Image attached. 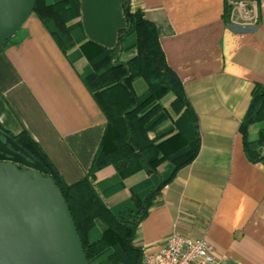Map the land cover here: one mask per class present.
<instances>
[{
    "label": "crops",
    "instance_id": "0c3cea01",
    "mask_svg": "<svg viewBox=\"0 0 264 264\" xmlns=\"http://www.w3.org/2000/svg\"><path fill=\"white\" fill-rule=\"evenodd\" d=\"M78 1L84 47L76 43L63 52L32 12L14 42L0 50V129L11 136L25 131L69 184L85 177L106 127L80 77L88 62L85 52L97 45L115 47L126 25V0ZM132 1V9L155 25L166 63L181 81L195 114L199 148L152 199L127 247L129 258L138 263L142 248H155L176 231L204 237L224 264H264V164L246 157L239 130L255 83L264 85V0H246L256 15L249 25L230 24L224 0ZM63 34L71 43L70 32ZM121 45L117 78L136 54L132 33L122 36ZM173 97L166 94L163 106L169 109ZM171 115L148 132L150 138L172 123ZM114 175L107 164L93 178L98 190L107 191L108 206L132 193L144 195L153 180L138 171L111 191Z\"/></svg>",
    "mask_w": 264,
    "mask_h": 264
},
{
    "label": "trees",
    "instance_id": "16d2710c",
    "mask_svg": "<svg viewBox=\"0 0 264 264\" xmlns=\"http://www.w3.org/2000/svg\"><path fill=\"white\" fill-rule=\"evenodd\" d=\"M33 13L63 52L76 43L84 47L78 0H36ZM124 17L126 25L119 30L115 47L97 45L85 52L88 62L80 77L106 117L104 133L85 177L66 183L25 131L12 136L42 163L63 194L88 264H134L126 250L133 246L152 199L179 168L194 159L199 148L194 111L183 96L180 79L166 63L155 25L141 10L131 9L128 0L124 4ZM64 30L72 35L71 43ZM127 33L133 35L136 54L124 64L125 75L117 78L120 65L117 54L122 48L121 38ZM13 42L12 36L5 46ZM139 80L144 87L136 91L134 83ZM168 93L174 95L169 109L162 103ZM172 112L175 115L172 123L159 131L157 137L150 138L148 132L171 117ZM256 122L259 126L251 138L249 127ZM239 130L246 157L264 164L263 84L255 83ZM107 164L115 169L113 182L108 185L111 191L120 189L122 180L138 171H146L153 180L144 195L132 193L129 198L108 206L103 199L107 191L98 190L93 183L95 172ZM162 164L164 169L160 171ZM135 264H141L140 260Z\"/></svg>",
    "mask_w": 264,
    "mask_h": 264
},
{
    "label": "water",
    "instance_id": "95a60500",
    "mask_svg": "<svg viewBox=\"0 0 264 264\" xmlns=\"http://www.w3.org/2000/svg\"><path fill=\"white\" fill-rule=\"evenodd\" d=\"M35 1L0 0V50L33 12ZM0 264H88L53 178L1 130Z\"/></svg>",
    "mask_w": 264,
    "mask_h": 264
},
{
    "label": "built area",
    "instance_id": "2783aa9c",
    "mask_svg": "<svg viewBox=\"0 0 264 264\" xmlns=\"http://www.w3.org/2000/svg\"><path fill=\"white\" fill-rule=\"evenodd\" d=\"M230 24L249 25L256 20L254 7L246 0H224ZM133 4L128 0V5ZM141 264H224L204 237H191L172 231L154 247L139 251Z\"/></svg>",
    "mask_w": 264,
    "mask_h": 264
},
{
    "label": "rangeland",
    "instance_id": "374dc122",
    "mask_svg": "<svg viewBox=\"0 0 264 264\" xmlns=\"http://www.w3.org/2000/svg\"><path fill=\"white\" fill-rule=\"evenodd\" d=\"M143 87H144V84H143V82L141 80L136 81L134 83V88H135L136 91L142 90ZM258 126H259V123L258 122L250 125V127H249V134H250V137L251 138H253L255 136L256 130H257ZM128 251H129V253H131L130 255H132V256H134L136 254V252L133 251L132 249L131 250L128 249Z\"/></svg>",
    "mask_w": 264,
    "mask_h": 264
},
{
    "label": "flooded vegetation",
    "instance_id": "af4514ba",
    "mask_svg": "<svg viewBox=\"0 0 264 264\" xmlns=\"http://www.w3.org/2000/svg\"><path fill=\"white\" fill-rule=\"evenodd\" d=\"M23 168H26V167L23 166Z\"/></svg>",
    "mask_w": 264,
    "mask_h": 264
}]
</instances>
